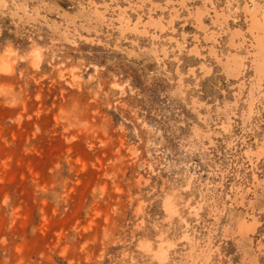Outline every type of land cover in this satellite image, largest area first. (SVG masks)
Returning <instances> with one entry per match:
<instances>
[{"label":"rangeland","instance_id":"obj_1","mask_svg":"<svg viewBox=\"0 0 264 264\" xmlns=\"http://www.w3.org/2000/svg\"><path fill=\"white\" fill-rule=\"evenodd\" d=\"M167 1L24 0L36 15L18 19L0 0V264H264V74L242 119L248 0ZM93 5L102 19L81 16ZM122 8L144 33L120 35ZM231 55L236 78L217 62ZM237 221L253 226L245 243Z\"/></svg>","mask_w":264,"mask_h":264},{"label":"bare ground","instance_id":"obj_2","mask_svg":"<svg viewBox=\"0 0 264 264\" xmlns=\"http://www.w3.org/2000/svg\"><path fill=\"white\" fill-rule=\"evenodd\" d=\"M14 1V4L16 5L15 10L16 12H14L12 14V17L17 16L18 19H21L24 16L30 17L33 16L34 14L36 15V11L35 9H33V11H30L29 14L25 13L26 12V7L25 4L23 3L24 0H22V2H18V0H12ZM186 0H168L167 3L169 4H174L177 3L178 5L184 7V3ZM208 1V0H207ZM251 4V5H249ZM3 8V5L0 4V9ZM93 8V9H92ZM90 10V8L88 9H83L81 10V16L82 17H87L89 12L95 14L96 18L102 19L103 18V12L106 11V6H104V10L103 11H99L98 7L96 5H93ZM174 9V8H173ZM14 10V11H15ZM261 10V7L257 6V4L254 3L253 0H248V3H246L244 5V9H243V13L246 15V20H247V32L248 34L251 36V38L249 39V47L251 48L250 50H247L248 54L251 56V69L253 71V75H254V82L250 85V93L248 94V103L247 105L248 110L247 112L244 113V115H242V119L243 122L247 121L249 119V116L251 115V100H252V93L253 90H258L260 88V82L263 81V74H264V34H262L263 30H264V20L262 18V13H260V17L257 16V14L259 13V11ZM32 12V13H31ZM125 12V9L122 8V10H120L118 12V17L116 19L117 21V29L120 33V35H122L125 32H130V33H144L145 30V23H143V27L141 30L138 29V24L139 22L135 21L130 23L127 19H125L123 17V13ZM212 20L213 22H218L219 20H222L223 22L227 20L228 16H225L223 13V10H219L217 11L215 8L212 9ZM62 18H64L65 24H69L71 23V19L69 18L68 14L63 13L61 15ZM202 14H198L195 17V23L198 27H203V23H202ZM16 18V19H17ZM148 19H152L151 17H148ZM169 22H173V18L169 21ZM161 25V24H160ZM54 29L57 28L56 25H53ZM63 32H61V36H64L68 30V26L63 27ZM157 32L158 33H162L163 32V28H161L160 26L157 27ZM237 37H241V33L237 30H233L232 31V35L230 37V41L232 46H235V44L233 43L234 39L238 40V44L240 45L243 43V40L238 39ZM58 40V39H57ZM213 43H215V40L213 41ZM210 51L211 53L215 52L214 51V47H210ZM217 58V57H215ZM217 62L218 64H221L222 68H223V72L225 73L226 77H233L236 78L239 76L240 71H241V61L238 60L237 58H235V56H227L225 57L223 60H220L217 58ZM39 65V57L36 54L33 62H32V66L34 68L38 67ZM143 66L146 67V69H144L146 72H150L151 71V66L149 63L144 64ZM12 74V68L10 66V64L8 62H6L5 60H0V75H6L9 76ZM1 87H0V93H1ZM245 117V118H244ZM229 121V119H227ZM219 129L222 132H226L227 129V125L222 124V126L219 127ZM264 142V140H263ZM255 143V141H254ZM262 147L260 151H258V156L260 157H264V144H261ZM246 151H244L245 157L248 159V161H250V157L252 155L255 154V152H253L248 146L246 147ZM257 158V160L259 159ZM261 185V184H259ZM234 198L232 199L234 202L237 201V199H242V197H237V193H234ZM241 201V200H240ZM241 203V202H240ZM164 209L165 211L172 213L173 211L171 210V206L168 204L164 205ZM197 214H195L196 216ZM232 224V223H231ZM237 233H238V237L239 239L238 241H244L247 242L248 237H247V233H250L251 231H253V226L252 225H248L246 224V222H240L237 221ZM229 230V229H228ZM241 247V251L244 255H248L250 258L252 257L251 253H250V245L249 243H247L246 245H240ZM141 248H145V247H141ZM160 248V245H159ZM251 262L252 264L254 263V260L251 258Z\"/></svg>","mask_w":264,"mask_h":264},{"label":"water","instance_id":"obj_3","mask_svg":"<svg viewBox=\"0 0 264 264\" xmlns=\"http://www.w3.org/2000/svg\"><path fill=\"white\" fill-rule=\"evenodd\" d=\"M144 68L146 69V67L144 66Z\"/></svg>","mask_w":264,"mask_h":264}]
</instances>
